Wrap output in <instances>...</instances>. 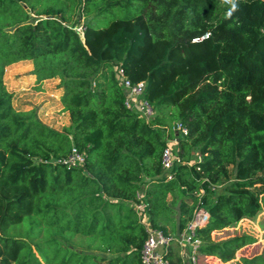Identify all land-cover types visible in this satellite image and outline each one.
<instances>
[{
  "label": "trees",
  "instance_id": "obj_1",
  "mask_svg": "<svg viewBox=\"0 0 264 264\" xmlns=\"http://www.w3.org/2000/svg\"><path fill=\"white\" fill-rule=\"evenodd\" d=\"M236 5L229 16L219 0H0V182L25 190L0 195V264H141L138 194L150 227L173 236L201 201L198 264L256 243L212 238L264 208V0ZM26 60L37 88L59 79L61 130L14 107L5 68ZM117 69L144 81L152 117L125 106ZM170 139L180 162L167 178ZM72 148L79 165L65 162ZM166 256L182 264L176 248Z\"/></svg>",
  "mask_w": 264,
  "mask_h": 264
},
{
  "label": "built area",
  "instance_id": "obj_2",
  "mask_svg": "<svg viewBox=\"0 0 264 264\" xmlns=\"http://www.w3.org/2000/svg\"><path fill=\"white\" fill-rule=\"evenodd\" d=\"M219 1L225 5L231 3V0ZM206 35L204 34L202 37ZM116 75L125 91V106L145 118L152 117L154 109L143 96L145 89L144 81L131 83L120 69H117ZM172 130L177 135L187 134V129L180 122H175ZM65 162L70 165H79L83 162V155L75 148H72ZM179 162L180 158L177 155L176 140L170 139L164 147L161 156L162 169L166 172L167 178L171 177L170 171ZM142 197V194H138L139 201L133 204L147 232L140 250L141 264H171L166 253L172 249V245H175L178 254L182 257V264H198L199 255L197 249L201 240L197 237L196 230L203 226L209 218L208 210L203 206L201 201H198L197 206L193 210V216L183 231L173 236L163 233L160 229L150 227L145 213L146 203L142 200Z\"/></svg>",
  "mask_w": 264,
  "mask_h": 264
},
{
  "label": "rangeland",
  "instance_id": "obj_3",
  "mask_svg": "<svg viewBox=\"0 0 264 264\" xmlns=\"http://www.w3.org/2000/svg\"><path fill=\"white\" fill-rule=\"evenodd\" d=\"M26 9V5L23 4ZM7 19V20H6ZM6 19H0L5 23L10 20V15ZM7 24V23H6ZM33 63L31 61H19L6 66L4 80L7 89L13 93L12 103L17 110L20 111H34L38 118L45 124L61 130L65 125L69 124V117L60 102L61 90L56 88L59 82L58 78H52L44 80L40 88L36 87L34 78L32 75ZM220 190V187L217 189ZM25 190L23 188L9 187L8 185L0 182V195L12 196L22 194ZM24 197V196H23ZM24 201L22 206L27 207ZM3 208L0 205V218L3 212ZM9 215H15V218H19V215L9 212ZM1 220V219H0ZM6 228L4 222H0V234ZM248 234L257 238L256 243L249 245L242 254L253 255L260 254L264 259V208L253 218H242L237 223L230 225L229 227L215 231L212 233V238L215 241H220L225 238L235 236L237 234ZM175 249V245H172V249ZM239 254V252H237ZM237 254L233 261L225 264H237ZM203 262V259L200 260ZM210 264H220L214 261Z\"/></svg>",
  "mask_w": 264,
  "mask_h": 264
},
{
  "label": "clouds",
  "instance_id": "obj_4",
  "mask_svg": "<svg viewBox=\"0 0 264 264\" xmlns=\"http://www.w3.org/2000/svg\"><path fill=\"white\" fill-rule=\"evenodd\" d=\"M231 5H232V7H231V9L229 10V13H228L229 16L232 14L233 11L236 10V7H237L236 0H231Z\"/></svg>",
  "mask_w": 264,
  "mask_h": 264
},
{
  "label": "crops",
  "instance_id": "obj_5",
  "mask_svg": "<svg viewBox=\"0 0 264 264\" xmlns=\"http://www.w3.org/2000/svg\"><path fill=\"white\" fill-rule=\"evenodd\" d=\"M65 110V109H64ZM35 111V110H34ZM66 111V110H65ZM66 113L68 114V112L66 111ZM38 117V116H37ZM215 232V231H214ZM254 246V245H253ZM245 249H247V247L246 248H241V250L239 251V254H237V261H239V257H240V255H242V252H244V250ZM257 254V253H256ZM244 256H248V255H245L244 254Z\"/></svg>",
  "mask_w": 264,
  "mask_h": 264
}]
</instances>
